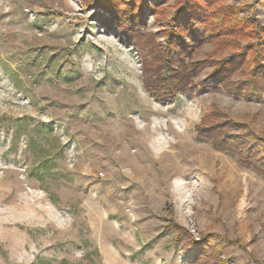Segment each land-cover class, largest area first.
<instances>
[{
	"label": "rangeland",
	"instance_id": "rangeland-1",
	"mask_svg": "<svg viewBox=\"0 0 264 264\" xmlns=\"http://www.w3.org/2000/svg\"><path fill=\"white\" fill-rule=\"evenodd\" d=\"M97 1L0 0V264H264V0Z\"/></svg>",
	"mask_w": 264,
	"mask_h": 264
},
{
	"label": "trees",
	"instance_id": "trees-1",
	"mask_svg": "<svg viewBox=\"0 0 264 264\" xmlns=\"http://www.w3.org/2000/svg\"><path fill=\"white\" fill-rule=\"evenodd\" d=\"M153 0V6H155ZM101 7H104L105 11L111 15L112 19H109L108 21L113 24H118L122 29H127L129 28L130 32L132 34H138L139 32V27H142L144 22L142 20V14L140 13L141 11H145V8H149L151 6L150 0H140L139 5L138 2H135L133 4V0H121L120 3L113 2L112 0H102V1H97ZM212 0H208V3L210 4ZM202 5V3H201ZM154 9V7H153ZM205 9H202L201 11L197 10H180V15L178 16L179 19V26L174 27V32H175V37L171 38V32L167 34V45L164 48V53H165V61L168 64V60H171L170 57H173V54L175 53L176 49L183 50L186 46H188V39H190L191 42L201 44L203 42H206L208 38H213L218 35H223L226 34L227 31L224 29H219V24L220 25H227L229 20L231 19L228 7L225 9H220L219 16L222 14L221 21H219V16L215 17L213 23L214 26L216 25V29H213L212 26L207 27L206 32L211 30L209 34H203L202 37L198 35V27H200L201 24L205 22V20H209L210 16L205 13ZM224 10V11H222ZM222 11V13H221ZM216 15V14H214ZM242 20L244 22L246 19L243 17H237V18H232L231 22L234 23V30H237L239 26L237 25V22ZM125 27V28H124ZM231 27V29H233ZM242 28V27H241ZM230 29V30H231ZM222 30V31H221ZM221 31V32H220ZM216 32H220L219 34H216ZM231 33V32H230ZM256 51L258 50V45L255 46ZM174 52V53H173ZM169 65V64H168ZM186 75L187 78L190 76L189 73L183 74ZM159 80V78H158ZM47 131V130H44ZM202 135L210 138L208 136L209 133L213 135L212 132L208 130H201ZM219 143H217L218 145ZM231 144V143H229ZM236 144H234L231 147H234V150H231L232 153L236 154L244 164L247 166L253 167L255 169H258L262 172H264V146L263 144L259 145L257 143H250L246 147H237ZM44 165H46L44 163ZM43 167V165H42Z\"/></svg>",
	"mask_w": 264,
	"mask_h": 264
},
{
	"label": "bare ground",
	"instance_id": "bare-ground-1",
	"mask_svg": "<svg viewBox=\"0 0 264 264\" xmlns=\"http://www.w3.org/2000/svg\"><path fill=\"white\" fill-rule=\"evenodd\" d=\"M162 143H163V141H162ZM164 143H165V141H164ZM158 144H159V142H158ZM162 145H164V144H162ZM155 146V145H154ZM204 158H206V157H204Z\"/></svg>",
	"mask_w": 264,
	"mask_h": 264
}]
</instances>
